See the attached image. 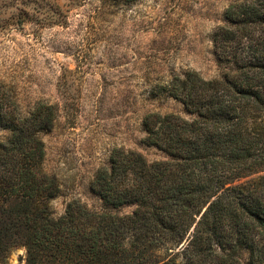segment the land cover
Instances as JSON below:
<instances>
[{
	"label": "trees",
	"instance_id": "1",
	"mask_svg": "<svg viewBox=\"0 0 264 264\" xmlns=\"http://www.w3.org/2000/svg\"><path fill=\"white\" fill-rule=\"evenodd\" d=\"M49 1L59 10L39 2L35 18L21 7L16 23L64 24L82 3ZM225 19L212 35L221 76L189 69L152 87L190 117L146 114L143 142L166 158L115 148L90 182L102 211L74 200L55 215L60 185L43 168L40 134L60 108L40 102L23 116L0 90L11 132L0 141V264L20 247L26 264H264V0L237 1Z\"/></svg>",
	"mask_w": 264,
	"mask_h": 264
},
{
	"label": "rangeland",
	"instance_id": "2",
	"mask_svg": "<svg viewBox=\"0 0 264 264\" xmlns=\"http://www.w3.org/2000/svg\"><path fill=\"white\" fill-rule=\"evenodd\" d=\"M237 1L82 0L64 24H21V7L35 18L46 9L39 2L59 7L49 0H0V90L23 116L40 102L60 108L54 128L40 134L43 168L60 185L51 201L55 215L74 200L103 210L90 182L115 148L139 151L150 162L166 158L143 142L144 117L190 115L180 101L153 97L151 89L189 69L208 79L221 76L212 35L227 24L225 11ZM10 133L0 125V141ZM25 256V248H14L7 264H26Z\"/></svg>",
	"mask_w": 264,
	"mask_h": 264
}]
</instances>
